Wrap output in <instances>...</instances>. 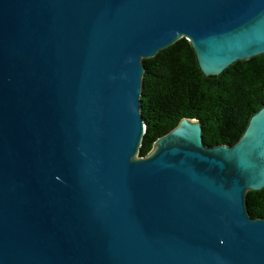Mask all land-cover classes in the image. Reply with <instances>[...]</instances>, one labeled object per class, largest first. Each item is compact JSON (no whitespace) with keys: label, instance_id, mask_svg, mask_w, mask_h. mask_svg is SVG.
Returning a JSON list of instances; mask_svg holds the SVG:
<instances>
[{"label":"water","instance_id":"obj_1","mask_svg":"<svg viewBox=\"0 0 264 264\" xmlns=\"http://www.w3.org/2000/svg\"><path fill=\"white\" fill-rule=\"evenodd\" d=\"M180 38L218 75L264 54V0H0V264H264V106L138 155L142 59Z\"/></svg>","mask_w":264,"mask_h":264},{"label":"trees","instance_id":"obj_2","mask_svg":"<svg viewBox=\"0 0 264 264\" xmlns=\"http://www.w3.org/2000/svg\"><path fill=\"white\" fill-rule=\"evenodd\" d=\"M142 62L140 112L146 130L139 156L184 117L200 121L206 146L233 145L250 117L264 106V54L206 76L189 41L180 38ZM246 206L251 217H264V187L247 192Z\"/></svg>","mask_w":264,"mask_h":264}]
</instances>
